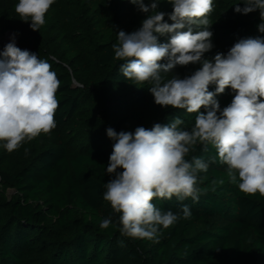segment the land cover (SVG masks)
<instances>
[{
    "label": "trees",
    "instance_id": "trees-1",
    "mask_svg": "<svg viewBox=\"0 0 264 264\" xmlns=\"http://www.w3.org/2000/svg\"><path fill=\"white\" fill-rule=\"evenodd\" d=\"M158 10L170 13L172 5L160 0ZM137 12L147 15L128 0H55L39 31L30 21L13 25L17 47L46 60L61 84L55 129L11 153L0 141V264H264V197L245 195L238 180L230 182L227 166L213 162L217 153L211 145L207 150L197 145L186 157L209 163L200 173L199 200L183 201L190 219L161 227L155 240L120 234L119 214L103 199L114 143L106 129L134 132L179 117L180 127L190 130L196 117L156 105L149 83L121 73L112 46L119 31L141 27ZM247 15L237 25L238 37H228L230 48L240 39L264 38L259 11ZM233 95L226 88L216 97L221 109ZM9 190L14 191L10 200ZM154 203L181 212L175 197ZM105 218L112 224L102 229Z\"/></svg>",
    "mask_w": 264,
    "mask_h": 264
},
{
    "label": "clouds",
    "instance_id": "clouds-1",
    "mask_svg": "<svg viewBox=\"0 0 264 264\" xmlns=\"http://www.w3.org/2000/svg\"><path fill=\"white\" fill-rule=\"evenodd\" d=\"M54 2L19 0L15 12L39 31ZM128 2L147 15L137 30L117 33L112 47L114 58L122 61L121 73L136 83H149L156 105L196 113L190 130L180 127L184 121L179 117L166 125L139 126L134 132L106 129L114 143L106 168L112 178L104 184L103 199L119 214L122 236L155 240L161 227L168 229L192 216L183 201L199 200L200 173L209 167L201 157L186 159L197 145L216 150L213 162L227 166L229 181L238 180L242 193L264 197V38L240 39L226 54L218 52L212 60L205 59L204 54L213 48V33L207 27L213 0H167L172 5L170 13L158 10L160 0ZM242 3L243 7L235 5V12L259 11L258 31L264 33V0ZM194 26L205 27L194 31ZM161 36L170 38L161 43ZM197 63L202 66L184 78L173 75L165 81L161 75L177 65ZM60 84L51 65L17 47L13 34L0 53V141L7 152L55 129ZM210 85H215V91L209 90ZM226 88L234 95L221 109L216 97ZM173 197L181 202L180 213L154 203ZM111 224V218H105L100 227L107 229Z\"/></svg>",
    "mask_w": 264,
    "mask_h": 264
},
{
    "label": "rangeland",
    "instance_id": "rangeland-1",
    "mask_svg": "<svg viewBox=\"0 0 264 264\" xmlns=\"http://www.w3.org/2000/svg\"><path fill=\"white\" fill-rule=\"evenodd\" d=\"M60 1V0H59ZM64 4H68L72 0H61ZM162 1V0H161ZM239 0H213V11L208 15L209 31L213 33L212 44L213 48L204 54L205 59L212 60L214 56L219 53H227L230 49L229 41L231 39L229 36L237 38L239 32L238 24L242 22L248 15L235 12V5ZM19 0H0V53L3 52L4 47L7 43L10 42L13 34H15L16 45H19V35L13 27L14 24H25L21 21L20 17L15 12V4ZM171 5V4H170ZM146 18V15L137 12V20L141 23L143 19ZM6 25V27H2ZM205 26H194V31H199ZM169 36H165L161 43L168 42ZM202 65L189 64L187 66L177 65L171 72L161 73L162 77L166 81L171 78L173 75H178L180 78L191 75ZM212 86V85H210ZM14 196V191L9 190L6 193V197L12 199Z\"/></svg>",
    "mask_w": 264,
    "mask_h": 264
}]
</instances>
